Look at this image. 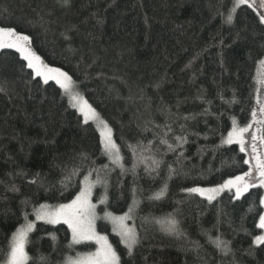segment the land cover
I'll use <instances>...</instances> for the list:
<instances>
[{
  "label": "trees",
  "instance_id": "trees-1",
  "mask_svg": "<svg viewBox=\"0 0 264 264\" xmlns=\"http://www.w3.org/2000/svg\"><path fill=\"white\" fill-rule=\"evenodd\" d=\"M234 2L0 0V27L29 36L39 61L74 80L112 128L128 170L109 163L98 129L84 123L56 83L44 84L19 53L0 49V264L25 216L32 221L40 205L70 202L88 172L105 165L107 190L97 185L93 194L96 203L107 197L100 213L126 214L133 189L139 202L132 213L139 238L132 256L109 223L97 225L121 264H264V245L252 246L263 232L256 225L264 214V190L250 189L240 200L225 192L212 204L185 191L216 186L247 170L245 154L237 145L221 146V140L231 118L245 126L256 106L264 24L246 5L232 13ZM165 123L177 134L181 124L195 133L182 163L169 153L158 174L146 173L141 164L133 175L127 145L152 141L151 154L159 159L156 149H165L154 132ZM169 165L176 169L171 178ZM34 178L37 183H30ZM165 184L163 197L152 199ZM173 218L184 237L166 231ZM218 235L230 242L234 256H221L210 243ZM96 248L92 242L71 245L65 224L37 222L26 245L27 264H65Z\"/></svg>",
  "mask_w": 264,
  "mask_h": 264
},
{
  "label": "snow or ice",
  "instance_id": "snow-or-ice-1",
  "mask_svg": "<svg viewBox=\"0 0 264 264\" xmlns=\"http://www.w3.org/2000/svg\"><path fill=\"white\" fill-rule=\"evenodd\" d=\"M68 0H64L67 3ZM247 6L252 9L259 16V22L264 24V0H235L232 13H235L241 6ZM233 15L227 16V23H231ZM31 41L29 36L19 34L13 28L0 27V49H13L20 54V58L26 61V66L31 69L35 77L42 78L44 84H48L50 80H54L57 85L65 92L68 91V86L71 83V78L57 68H51L43 62L37 66L34 61L40 60L31 50ZM259 66L264 68V58L259 60ZM262 78L258 81L259 87L256 89L255 107L252 109L250 122L245 126H239L235 117L231 118V130L227 132L226 138H222L221 146L223 145H237L240 153L245 154L242 159V164L247 165V170L242 174L225 179L222 183L213 187H191L185 189L189 194H196L206 199L209 204L216 201L218 197L225 192L230 194V199L240 200L246 193L253 188L264 190V73L261 74ZM72 106L77 108L80 114L84 117V123L89 120H99L97 112L88 104L86 100L78 94L71 96ZM235 99L230 103H235ZM207 113V109H205ZM223 115V113H221ZM194 118V117H191ZM184 120L190 117H183ZM147 123H152L148 121ZM102 130L100 131V143L102 146V154L108 157L109 163L119 167L122 173L128 170L124 167V157L121 155L120 148L113 140L112 129L102 120H100ZM180 132H174L171 123H165L162 127L156 125L158 130L154 132L156 140L159 145L164 147V151L160 152L157 148L156 152L159 153L160 158L157 159L152 155L154 144L149 141L148 144L137 142L135 145H127L131 151L134 163L132 168L133 175L136 174L138 165H143L145 172L148 174L159 173L161 165L164 163L163 157L169 153L176 156V163H182L184 158L185 145L189 143V133L185 125L181 124ZM92 169L84 177L80 191L68 203L59 204L57 206L40 205L35 209L34 214L37 220H43L45 223L56 225L65 224L71 231V245H80L88 242H94L97 245L96 251L86 255H78L72 259L68 264H121V256L108 242L105 235H101L96 231L97 204L92 203L93 190L97 185H101L107 190L106 182V169ZM105 171V175L101 172ZM176 169L171 165L168 166L169 178L175 173ZM93 172L95 179H93ZM74 171L72 175H76ZM30 183H37L34 178ZM167 189V184L159 192H157L152 199L158 200L163 197ZM12 191H17L15 186ZM107 197H102L98 203L106 204ZM138 200L136 199V189H133L132 204L128 208V212L122 216H113L111 213L105 212V217L109 218L113 224V231L120 236L121 243L127 249L128 255L132 256L134 249L139 243V238L134 227H130L127 223L132 217V213L138 207ZM261 206H264V196H261L259 201ZM249 212L253 209L250 207ZM169 227L166 231L177 238L184 237L185 234L179 230L178 221L174 218L167 221ZM259 229H264V214L259 216V222L256 225ZM35 228V224L28 221L25 216V224L21 226L14 233L10 250L6 253L4 264H27L29 259L25 249L28 243V234ZM55 240V236H52ZM210 243L214 245L217 251L223 257H227L232 253L230 242L221 238L220 235L215 238L209 237ZM264 245V234L255 235L252 240V246L259 248ZM250 246V248L252 247ZM232 264H236L233 259Z\"/></svg>",
  "mask_w": 264,
  "mask_h": 264
},
{
  "label": "rangeland",
  "instance_id": "rangeland-1",
  "mask_svg": "<svg viewBox=\"0 0 264 264\" xmlns=\"http://www.w3.org/2000/svg\"><path fill=\"white\" fill-rule=\"evenodd\" d=\"M34 63H36L37 64V66H39L40 65V63H41V61H34ZM48 67H50V66H48ZM51 68H53V67H51ZM65 73V72H64ZM262 73H264V68H260V79L262 78ZM68 75V74H67ZM69 76V75H68ZM70 77V76H69ZM71 78V77H70ZM42 79V78H41ZM51 82H54L55 83V81L54 80H50ZM49 81V82H50ZM59 86V85H58ZM63 90V89H62ZM64 91V90H63ZM64 93L66 94V96L68 97V99H69V101H70V103H71V105H72V101H71V96L72 95H75V94H78L80 97H82L84 100H86L85 98H84V96L79 92V90H78V88H77V86H76V84H75V82H74V80L71 78V83L69 84V86H68V91L67 92H65L64 91ZM87 101V100H86ZM88 102V101H87ZM88 104L90 105V103L88 102ZM73 107V106H72ZM92 107V106H91ZM73 108H75V107H73ZM93 108V107H92ZM77 111H78V109L77 108H75ZM94 109V108H93ZM95 110V109H94ZM96 111V110H95ZM79 112V111H78ZM97 112V111H96ZM80 113V112H79ZM97 114H98V117H99V120H95V121H93V120H89V122L88 123H92V124H94L95 126H96V128L98 129V131H99V133H100V131L102 130V128H101V125H100V120H102V121H104L108 126H109V124L101 117V115L97 112ZM82 116V115H81ZM83 117V116H82ZM83 119H84V117H83ZM110 127V126H109ZM111 128V127H110ZM112 129V128H111ZM112 134H113V130H112ZM113 140H114V134H113ZM115 141V140H114ZM93 194H94V190H93ZM93 194H92V203H94V204H97V208H96V212H97V216L99 217L97 220H96V231L99 233V234H101V235H105V236H107L106 234H102V233H100L99 231H98V229H97V225H98V222L99 221H105V222H107V223H109L110 225H111V227H112V231H113V224H112V222H111V220L109 219V218H106L105 217V212H108V213H111V212H109V211H104V212H102V213H100V211H99V209H98V207L99 206H103V205H105V204H99V203H96V202H94V200H93ZM113 216H122V215H124V214H121V215H118V214H113V213H111ZM134 217L132 216L131 217V219H129L128 221H127V223H128V225L130 226V227H134L135 229H136V227H135V223H134ZM31 222H33L35 225H36V223L37 222H43V223H45L43 220H37L36 219V216H35V214H34V220H32ZM48 224V223H47ZM62 224V223H61ZM50 225H52V224H50ZM56 225H58V224H56ZM35 229V228H34ZM33 232V231H32ZM32 232H30L29 234H28V238H29V235L32 233ZM71 232V231H70ZM113 233H115L114 231H113ZM116 234V233H115ZM261 234H264V229H263V232L261 233ZM119 236V235H118ZM120 237V236H119ZM107 238H108V242L111 244V242H110V239H109V237L107 236ZM92 243H94V242H92ZM95 244V243H94ZM96 245V244H95ZM112 245V244H111ZM97 246V245H96ZM113 246V245H112ZM114 248V247H113ZM25 251H26V253H27V249H25ZM96 251V250H95ZM94 251V252H95ZM86 254H88V253H83V254H80V255H86ZM77 257V256H76ZM76 257H70L67 261H66V263L65 264H68V262L70 261V260H72V259H75Z\"/></svg>",
  "mask_w": 264,
  "mask_h": 264
}]
</instances>
